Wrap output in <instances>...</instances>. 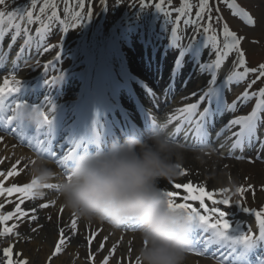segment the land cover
Returning a JSON list of instances; mask_svg holds the SVG:
<instances>
[{
  "label": "snow or ice",
  "instance_id": "obj_1",
  "mask_svg": "<svg viewBox=\"0 0 264 264\" xmlns=\"http://www.w3.org/2000/svg\"><path fill=\"white\" fill-rule=\"evenodd\" d=\"M222 2L226 3L230 9H234L233 15L242 16L248 25L254 26L256 24L255 19L245 10L239 8V6L235 3V0H222ZM165 0H160L159 3H156L154 6L157 11H164ZM6 0H0V6H5ZM65 13H71L72 20L78 21L81 20V12H71L70 7L67 4V0H65ZM78 6L83 9L85 7L84 0H78ZM147 6V0H141L140 7L144 8ZM38 7V0H30V8L26 10L21 9H12L7 12L0 11V39L3 38L6 29L3 27L5 22L7 21L9 27L15 29V33L12 35L11 40L12 43L8 45L9 48L12 47V44L15 43L17 36L20 35L22 24L17 21H25L28 25H31L34 21L40 22L41 26L36 28V34L43 39L44 34L50 29V22L58 21L61 25L65 24V20H62L57 12V4L56 0H44L43 4L39 6V13L45 14L46 10L51 9V14L47 15V22L41 19L40 14H35L33 9ZM193 5L189 2V0H182L181 6L179 8L173 9V11L177 12L178 15L176 17L175 23L179 25L181 23V18L190 14L192 12ZM218 11V9H217ZM212 8L210 7V0H199L197 10L195 11V19L189 17L188 19H184L182 22L185 25L193 26L197 28V31L200 29L197 27L200 22L205 18V14L207 13L208 23L203 26L202 31L204 33H209L212 30V16H211ZM165 16H171V12H165ZM88 17H91V10L89 9ZM220 18L217 17V21L219 22ZM75 27V23L72 25ZM64 32L68 31L67 27L63 28ZM23 32L27 36L29 29L27 27H23ZM222 35L224 38V42L222 47L218 46L216 35H211L206 38L205 46L209 47L211 44L214 49L215 59L210 63H205L201 65L202 70H207L211 75V80L209 82V88L199 95V100L197 103H193L187 105L186 107L179 109V113L184 117V120L192 124L193 116L196 113V109L199 107L200 103H205L209 93L215 94V89L211 87V85L215 84L217 79L216 70L221 68V65L225 61V59L229 56L230 53L235 52L237 55V60L235 61L236 65L242 69L239 72H232L231 75L226 76L224 78L225 83L230 85L233 82L239 83L244 80L250 73L256 74V78L252 80L245 91L241 94L240 97H237V100H248L252 96L257 97V101L252 111L247 115H242L235 117L228 121V123L221 129V133L225 129H231L233 127L238 126V130L232 132V136L235 137V140L232 144L233 148H241L247 144L251 145L257 141H259L261 148H264V140L260 139L258 135V128L261 123H264V87L260 88L256 92H252L250 94L249 89L252 88V85L257 82V80L264 79V63L258 65V67H247L245 52L241 49V41L244 37H239L233 31H231L227 24L222 26ZM180 36L178 35V27H173L171 30V40L173 44L180 43ZM31 37L25 40V45L29 43ZM255 42V41H254ZM55 48L54 45L44 48V52H48ZM25 48L22 45L19 52H17V58H20L24 53ZM183 54V53H181ZM6 58V54H5ZM56 59H59V53H57ZM53 61H49L44 65V68L47 69L52 65ZM16 61L13 60V65L15 66ZM63 76V73L59 77H53V79L48 80L45 79L44 83L49 85H55L57 81H59ZM22 81L18 79L15 72H11L8 75H5L2 83H0V119L3 120L4 124L7 127L11 128L13 133L19 132L21 136L24 134V129L26 119H24V110H28L31 113H34L37 117L38 122L36 123L38 129H44L43 135L44 139H36V151L40 154L38 157L42 159H47L48 157H52L56 160L58 165H66L67 162L71 161L73 156L76 154V149H83L85 145L82 141L87 140V137H81L80 139L72 140V143L75 145L67 154H60L57 156V153L53 150L52 146V134H53V113L55 112V104L48 98H45L44 101L50 107L47 109L44 108V103L39 104H29L26 100L23 99L21 93ZM15 95L16 99L14 101V107L10 105H6V100L8 97ZM196 95V93H193ZM236 101H233L231 104L224 105V109L228 111H232L236 108ZM5 111H11V115H3ZM222 114V113H221ZM177 117H169L167 124H170L173 119ZM19 124V127L15 125ZM154 123L155 120L153 119ZM95 124L96 122L93 121ZM214 124V116L209 112L208 108H204L202 112L199 113L198 119L195 120V135L198 139L206 141L208 139L209 133L208 128ZM7 127L5 130H7ZM184 131L185 139L188 138L189 131L191 129L185 131L182 128V125H177L175 129V133H180ZM221 133H217L219 136ZM93 137V136H92ZM95 138H99L95 136ZM4 137L0 136V141H3ZM173 141H175L174 135L171 137ZM29 146H32V140L29 139ZM0 163H3V158H0ZM21 160L18 159L14 164H12L11 168L6 172L0 170V197L4 198V202H0V237H4L8 239L7 246L0 251V256H2V260H0V264H30V261L24 257V253L22 251H16V244L21 239H30L21 237L19 232V228L22 222L32 221L35 222L38 217L35 215L36 208L33 207L31 209L25 210L22 208V205L25 201H30L36 199L38 196H42V194H38L36 189L38 187V182L35 178L30 179L29 182L23 183L22 185L17 183H12L10 186H6V182L13 177H17L20 175V171L18 170V165H20ZM35 160H31V164H34ZM180 169V174L185 175V170L182 169L181 166H178ZM42 189H55L59 191V184L48 183L44 185H39ZM172 189L180 190L182 189L186 195H183L181 199L184 202H177L176 198L178 196V192L174 190H166L161 189V194L167 197L168 207L171 210H183L186 216V220L188 222L187 231L189 233L190 245L187 251L193 250L191 248V244L193 241L191 240V236L194 233L195 229H201L203 233H210L209 242H214L216 244L225 245L227 248L226 254L223 255V259L221 264H225V262H229L230 258L234 257V261L231 264H245L246 253L251 251L254 247L257 246L258 243L264 242V207L259 210L249 207H242L243 211L250 213L255 217V220L258 225V234L254 232L251 228L247 230H242L239 225L233 226L226 219V213L223 211L219 205L229 206L233 203L241 206V201L236 200L232 201L230 197L227 195L230 192V189L227 187L220 188L218 191H208L206 190L204 185H193L192 182L187 183H174L171 185ZM264 188V186H262ZM252 190V186L249 185L247 187H237L235 189L237 194L241 196L247 192ZM13 194H18V199L13 201L9 199ZM255 193L253 192V195ZM217 195L222 196V199H216ZM207 201H211V207L206 204ZM189 201H198L199 209L203 210L204 214H201V211L198 210L197 207H193ZM55 201H51L49 203H41L39 208L45 209L50 205H55ZM14 204L11 211H3L6 205ZM64 208L61 206L60 211L63 212ZM51 220V217H48ZM12 222V223H9ZM129 223H123L121 227L130 228L132 231H136L139 229V225L135 223V221H127ZM77 215L75 212L72 213V220L70 224L71 236L65 232L64 228L58 229V238L55 242L54 248L47 258L46 264H51V261L61 254L67 244L71 242V238L78 234L77 228ZM42 225L38 227H34L31 229L33 233L37 232ZM99 235V232H92L90 236L86 237L89 245V254L87 256V260L89 264H94L96 255L98 252L105 250V242L109 239V237H104V241H102L99 245V249L97 253H93L91 251V246L93 243V237ZM147 242L142 241V246H146ZM119 247V242L113 244V246L107 249V255H105L100 262V264H109L110 259L115 255L117 248ZM133 249L131 247L128 248V252L130 253ZM200 251H196V255H203ZM123 257H121L118 264H123ZM139 257H135V264H138ZM129 264H132V261L129 260ZM261 264H264V260H261Z\"/></svg>",
  "mask_w": 264,
  "mask_h": 264
},
{
  "label": "clouds",
  "instance_id": "obj_2",
  "mask_svg": "<svg viewBox=\"0 0 264 264\" xmlns=\"http://www.w3.org/2000/svg\"><path fill=\"white\" fill-rule=\"evenodd\" d=\"M24 119L37 123L34 113L24 110ZM167 121L155 120L142 133L113 137L102 144L90 137L87 147L71 160L66 178L59 182L64 206L88 222L107 223L119 229L127 221L140 227L146 241L137 253L138 264H184L190 245L188 222L183 210H171L161 194V179L179 174L183 146L167 133ZM56 175L49 162L37 157L29 169L30 179L48 184Z\"/></svg>",
  "mask_w": 264,
  "mask_h": 264
},
{
  "label": "rangeland",
  "instance_id": "obj_3",
  "mask_svg": "<svg viewBox=\"0 0 264 264\" xmlns=\"http://www.w3.org/2000/svg\"><path fill=\"white\" fill-rule=\"evenodd\" d=\"M10 1V0H7ZM6 1V2H7ZM97 0H95L96 3ZM105 0H102V4ZM196 0H192L193 9L192 12L186 16H184L183 19H181V22L184 19H188L191 17L192 19H195V8H196ZM212 1V0H210ZM237 4L245 11H247L256 21V24L254 26L248 25L246 20L239 15H233L234 9H230L226 3L223 2V5H221L222 10L224 11V16L227 18L228 23L232 25L233 30L236 32L237 36L244 37V39L241 41V49L245 52L246 60L249 62V65L247 67H258L259 64L264 63V0H235ZM23 0H11L9 4H7V7L0 8V11H9L12 9H21V4ZM44 0H40L38 2V7L33 9L35 14L39 13V6L42 5ZM84 2H88V0H84ZM78 3V0H67V4L71 9V12L75 11L76 7L75 4ZM57 4V11L58 15L62 20H65V24L61 25L57 21L50 22V29L46 32V40L48 41V46L55 45L59 46L61 41L64 38L65 32L63 31V28L67 26L69 22V18L71 16V13H65V0H56ZM114 6H115V0H110L108 3V8L106 12H103V10L100 12L99 20L96 18L90 22L89 20H85L87 17V13L83 11L81 14V20L74 21L75 25L78 23H81L82 27L79 29V32H82L80 35V38L82 35L90 33L89 37V46H88V52L92 55H97L99 58V55L104 57L103 50L106 49L107 52L110 55L117 54L116 49L114 48V42L115 39L114 36H117L115 42L120 40V45L126 52V54L132 55L133 52L136 53H144L146 50L148 51V56L152 53L154 54L155 47H160L158 51H164L167 48L168 50V59L171 61L173 60L176 55L180 54L181 50H185V48H188V51L191 52L190 55L191 61L198 62L203 59V57H200L197 55L196 51H199L202 47L205 51L210 50L211 53L209 55V60L213 61L215 59L214 55V49L212 48L211 44H209V47L205 46L206 38L204 36V32L202 31L203 26L206 25V15L205 18L200 22V24L197 26L200 30L197 31V28H194L190 25H185L182 22V26L178 28V35L180 36V43L173 44L171 40V30L173 27H177L176 21V14H173L171 9H165L163 12H160L157 17L154 19V22L152 23V26L145 27L143 30L138 29L136 27H133L132 25H123L120 29L118 25L115 27V31H117V35H111L108 37V32H106L105 27L101 23L100 18L103 17L104 14V23L105 25H108L106 22L108 19H111L113 12H114ZM22 8L21 10H23ZM49 10V12H48ZM46 10L45 14H40L41 19L47 22V15L51 14V10ZM165 12H171V16H165ZM214 18L216 22L219 24L218 30L219 32L216 33L218 46L222 47L224 38L222 35V25H220L217 21L216 15H214ZM22 28L25 27H31L32 32H30V36H36V28L40 27L41 24L38 21H34L31 25H28L25 21H21ZM255 41V42H254ZM170 45V46H168ZM47 46V47H48ZM45 46V48H47ZM146 47H148L146 49ZM55 51V49H54ZM53 51V52H54ZM52 52V53H53ZM160 54V53H159ZM195 55V56H194ZM173 58V59H172ZM167 59V62L163 64L164 66V72L163 76L165 78L170 77V71L172 70V66L174 65ZM194 59V60H193ZM237 60V55L235 52H232L229 54V56L225 59L223 64L221 65V68L216 70L219 72H225L228 71L230 74L232 72H237L238 66L236 65L235 61ZM186 65V68L190 65ZM209 61V63H210ZM38 63L41 62V66H39L38 71L41 69H44V65L46 64L43 60L39 59L37 61ZM154 61L152 59L147 62L144 61V64L141 63V67L144 69L146 68V71L148 73L154 71L156 68V71H154L160 78V67L162 66L161 62H157V65L153 64ZM206 63V58H204V61H201V63H197L198 65H203ZM171 64V65H170ZM170 65V66H169ZM239 71H242L240 69ZM136 73H139L138 77L140 79H144L146 82H148L147 77L145 74L139 72L138 70L135 71ZM168 72V75H167ZM183 76L179 79L181 80ZM256 78V74H249L244 80L240 81L239 83L233 82V84L228 88L227 91V97L224 98V104H231L233 101L237 102L238 105H243L246 112H251L253 107L256 104L257 97L252 96L248 100H237V97H240L241 94L245 91V89L248 87V84ZM209 84V81H207ZM260 87H264V79L257 80L255 84L252 85V88L249 89L250 94L252 92H256L259 90ZM248 113L244 114L247 115ZM260 165L256 166H249L248 164L241 167L243 170V174H240L238 178L235 180V182H230L227 186L223 184V187H227L230 189V192L227 194L229 197L231 195H234V199L232 200H240L241 206L237 207L235 203L224 206L219 205V207L225 211L226 213V219L229 220L231 224H245L246 229L252 224H250L251 220H253L255 217L251 215L250 213H247L243 211L242 207H249L259 210L260 208L264 207V164L260 160ZM231 167V166H230ZM230 167H225L221 172L222 175L227 176L229 173ZM233 169V168H232ZM251 185L252 190L245 192L242 196L240 194H237L235 189L237 187L243 186L247 187ZM217 188V187H216ZM219 190V189H218ZM217 191V190H214ZM253 192L255 193L253 195ZM221 197V198H218ZM223 197L218 195L216 199H222ZM252 229V228H251ZM35 240L34 238H30L27 240H21L20 244H22L26 250L28 248H34ZM45 243V242H44ZM19 244V242H18ZM17 245V244H16ZM6 247V245H4ZM42 251V248L38 249L36 254ZM50 256V255H49ZM48 256V257H49ZM58 257V256H57ZM55 257V258H57ZM54 258V259H55Z\"/></svg>",
  "mask_w": 264,
  "mask_h": 264
},
{
  "label": "bare ground",
  "instance_id": "obj_4",
  "mask_svg": "<svg viewBox=\"0 0 264 264\" xmlns=\"http://www.w3.org/2000/svg\"><path fill=\"white\" fill-rule=\"evenodd\" d=\"M204 52V50H203ZM162 53V52H161ZM209 54V50L204 52V56L206 57ZM133 57L124 58L127 60V70L129 72L136 71L137 68L141 67V61L143 57L137 58L136 53L133 54ZM161 57L159 53L156 54V59L153 60L155 62L158 61V58ZM164 63L167 62L168 59V51H165V55L162 57ZM169 60V59H168ZM170 61V60H169ZM171 62V61H170ZM208 62V61H207ZM156 66V65H155ZM164 66L160 67V73ZM178 72L180 73L178 76L185 75V77L191 78V81L186 80V82H179L177 76V82H179V88L182 89L184 94V99L187 101H191L194 99H198L199 95L204 91L205 83L209 77V72L207 70H202L201 65L196 64V68H191L186 70L184 73L181 68H179ZM134 81V79L131 77ZM155 81L153 80V84ZM28 84V81H25V85ZM23 85V84H22ZM196 93V95H193ZM148 103L157 104L153 98H148ZM217 100L215 99L213 103V108H217L216 106ZM183 161L181 167L185 170L186 174L181 175L179 171V179L173 181L174 183H187L192 182L193 185H204L206 190L214 191L215 189L224 188L222 185L226 186L230 182H235L240 174H243V167L245 164L243 163H235V161H227L223 160L219 157L218 152L214 150H208L207 152H196V151H183ZM261 158L264 159V152L259 150L257 153ZM0 158H3V163H0V170L7 171L11 168L12 164H14L18 159L21 160L20 165H18V170L20 171V175L17 177L10 178L6 182V186H10L12 183H17L22 185L23 183L30 181L29 169L31 167V158L27 156L22 150H19L15 147L13 141L4 138L3 141H0ZM231 166V167H230ZM225 167H230L229 173L227 176L222 175V170ZM233 168V169H232ZM264 172V171H263ZM159 186L161 189L166 190H174L172 189L170 182L166 179H161L159 182ZM217 187V188H216ZM178 192V196L176 198L177 202H184L181 197L186 195L184 192ZM43 196V195H42ZM38 196L34 200L25 201L22 205V208L25 210L31 209L33 207L36 208L35 215L38 219L35 222L25 221L21 223L19 228V232L21 237L24 238H34V248L25 249V247L20 244L16 245V251H22L24 253V257L30 261V264H46L48 256L51 254L55 242L58 238V229L64 228L65 232L71 236L70 224L72 220V213L70 209L66 208L62 201L58 198L59 194L53 199L56 203L55 205H50L48 208L41 209L38 208L39 201L37 200ZM18 194H13L9 199L15 201L17 200ZM52 200V201H53ZM43 201V200H42ZM0 202H4V198L0 197ZM192 205H199L198 201H189ZM37 205V206H36ZM14 204L6 205L3 211H11ZM61 206H63V212L60 211ZM51 217V220L48 219ZM78 223V234L71 238V242L66 245L65 250L58 255L57 258L51 261V264H89L87 260V256L89 254V245L86 237L90 236L92 232H99V235L93 237V243L91 246V251L93 253H97L99 249V245L102 241H104V237H109V239L105 242V250L98 252L96 255L94 264H100L103 257L107 255V249L111 248L113 244L119 242V247L117 248L115 255L110 259L109 264H118L121 257H123V264H129V260L132 261V264H135V257L137 256L138 250L142 247V240L140 237V232L136 233H125L116 229H112L106 223L100 222H88L77 216ZM12 223V222H11ZM40 227L39 230L35 233L31 231L32 228ZM28 229V230H27ZM45 242V243H44ZM8 239L4 237H0V251L7 246ZM131 247L133 250L129 253L127 250ZM42 248V251H39L37 254V250ZM2 256H0V260H2ZM184 264H217L211 260H206L203 258H193L186 256Z\"/></svg>",
  "mask_w": 264,
  "mask_h": 264
}]
</instances>
